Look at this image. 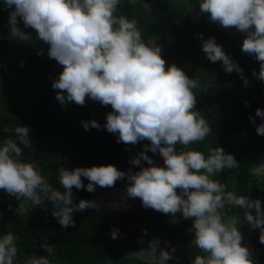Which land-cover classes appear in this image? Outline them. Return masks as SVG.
Listing matches in <instances>:
<instances>
[{"label":"clouds","instance_id":"obj_1","mask_svg":"<svg viewBox=\"0 0 264 264\" xmlns=\"http://www.w3.org/2000/svg\"><path fill=\"white\" fill-rule=\"evenodd\" d=\"M118 4L119 0H4V6L12 9L8 21L10 36L31 41L30 33L18 26L20 18L24 27L35 30L36 39L48 45L49 58L62 66L52 82L53 89L59 90L56 99L62 105L74 102L83 106L86 98L102 106L110 105L112 111L107 114L104 127L109 133L118 134L117 142H150L129 161L140 170L129 169L126 173L111 164L72 170L61 167V192L46 182L35 165L18 159L23 150L9 137L0 145V190L35 205L47 198L54 204L52 215L66 229L75 226L74 212L97 208L96 201L73 202V187L85 188L82 177L89 181L88 192H95L96 185L112 188L118 180H126L127 199L139 198L145 209L169 215L171 223L180 222L177 213L184 220L191 219L195 230L191 243L206 253L195 255L191 264H253L250 251L242 245L237 219L223 221L218 210L225 201L228 206L242 208L244 220L252 229H260L259 242L264 244L261 201L237 195L233 190L225 191V185L210 178L225 168L238 167L235 156L222 147L209 148L207 158L199 151L176 150L177 144L188 148L212 131L196 110L197 99L192 90L198 82L175 64L166 67L161 48L143 42L136 21L115 15ZM143 8L150 11L148 3ZM199 10L212 23L246 34L241 50L259 62V72L253 70L252 75L264 82V0H200ZM197 38L211 62H222L225 72L235 71L248 85L242 68L216 43L215 37L204 39L203 34H197ZM43 52L41 48L37 55ZM255 115L262 119L256 132L264 136V110L257 108ZM249 120L255 124L252 116ZM81 123L85 130L101 127L95 120ZM14 134L25 148L31 147L27 126L15 127ZM149 151L158 153L164 166L156 165L147 154ZM142 161L149 166L144 167ZM143 231L146 235L147 229ZM119 232L118 228L113 229L111 238L117 239ZM15 240L11 231L0 236V264H14ZM159 245L160 240L154 238L137 255L155 264H166L174 258L172 253L176 249L170 243L171 252ZM42 248L52 251L48 245ZM27 264L50 261L46 256H33Z\"/></svg>","mask_w":264,"mask_h":264},{"label":"trees","instance_id":"obj_2","mask_svg":"<svg viewBox=\"0 0 264 264\" xmlns=\"http://www.w3.org/2000/svg\"><path fill=\"white\" fill-rule=\"evenodd\" d=\"M150 5V11L143 4ZM200 0H119L115 15L135 20L144 43L160 47L166 67L175 64L189 78L198 82L193 89L196 110L206 119L212 131L203 141L190 144L188 148L177 144L176 150H195L209 155V148L222 147L235 156L238 167L216 173L210 177L221 179L225 191H230L232 181L244 158L262 141L256 126L262 122L255 115L256 109L264 110V82L252 75L259 72V62L241 50L246 35L235 28L225 29L212 23L207 14L199 10ZM0 0V145L11 137L23 150L22 162L36 166L38 173L54 189H64L59 183L58 169L114 165L127 173L139 171L140 167L130 164L137 153L150 142L140 141L135 145L118 141V134L109 133L104 125L111 106L86 98L83 106L74 102L62 105L56 99L59 90L53 89L62 66L47 55L48 45L36 39L32 28L24 27L18 18V26L29 34L31 41H21L10 36L9 12ZM215 37L217 44L235 60L243 70L244 81L239 74L225 72L222 62H211L202 51V41ZM151 42H155L154 45ZM43 48V55L37 52ZM23 63V66H21ZM247 102L248 106H245ZM195 110V109H194ZM255 119V124L249 117ZM95 120L100 128L85 130L81 121ZM29 128L31 147L25 148L14 134L17 126ZM8 129V131H5ZM257 136H254V135ZM260 137V138H258ZM158 166H164L163 158L151 151L147 153ZM144 167L149 165L142 161ZM85 188L73 187L74 204L81 199L95 201L104 191L124 192L126 180H118L112 188L96 185L95 192H88V180L81 178ZM250 199H259L264 209V179L251 178ZM43 197V194L40 193ZM53 202L43 198L35 205L31 200H17L0 190V236L11 231L16 240L17 256L14 264H27L33 256H46L50 264H93L95 258L116 243L136 235L173 234L186 230L191 219L184 220L180 213L179 223H171V217L147 209L145 213H122L117 211L109 199L97 203V208L74 212L75 226L62 228L52 215ZM232 206L229 205L228 209ZM120 230L117 239L111 238L113 229ZM260 229L249 230L246 238L253 251V264H264V244L259 242ZM48 245L52 251L42 248ZM197 255H206L200 252ZM195 257V256H194ZM193 257V258H194ZM193 260V259H192ZM123 264H135L125 262Z\"/></svg>","mask_w":264,"mask_h":264},{"label":"water","instance_id":"obj_3","mask_svg":"<svg viewBox=\"0 0 264 264\" xmlns=\"http://www.w3.org/2000/svg\"><path fill=\"white\" fill-rule=\"evenodd\" d=\"M254 136L257 135L255 134ZM259 140H261L262 143L244 158L233 178L230 191L233 190L237 195H244L250 198L249 184L251 178L264 179V167H262L264 166V138H260ZM228 207L227 201H225L224 206L218 210L221 213L222 220L229 221L233 218L237 219V227L242 235V245L252 252L253 247L249 245L246 233L249 230H256L257 228L252 229L251 225L244 220V210L242 208L237 206L228 209ZM251 211L255 214L254 209ZM194 231L191 221L186 230L181 233L132 236L116 243L113 247L99 254L95 258L93 264H123L125 262L135 264H155V262L142 259L137 255L140 250H146L149 241L154 238L160 240V248L171 252V248L168 247V243H170L176 249V251L172 253L174 258L168 260L166 264H191L193 257L201 252L199 248L191 243L194 238ZM141 237H143L142 242ZM158 254L159 251H157V255Z\"/></svg>","mask_w":264,"mask_h":264},{"label":"rangeland","instance_id":"obj_4","mask_svg":"<svg viewBox=\"0 0 264 264\" xmlns=\"http://www.w3.org/2000/svg\"><path fill=\"white\" fill-rule=\"evenodd\" d=\"M103 199H109L114 208L122 213H145L147 209L142 206L139 198L131 199L126 196V192L104 191L97 195L95 201L99 203Z\"/></svg>","mask_w":264,"mask_h":264}]
</instances>
